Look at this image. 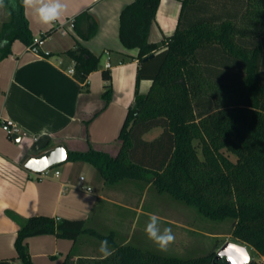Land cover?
<instances>
[{
    "label": "trees",
    "instance_id": "trees-1",
    "mask_svg": "<svg viewBox=\"0 0 264 264\" xmlns=\"http://www.w3.org/2000/svg\"><path fill=\"white\" fill-rule=\"evenodd\" d=\"M161 1L134 0L120 14V40L126 48L138 49L139 67L117 155L89 143L85 151L66 149L65 163L91 164L107 184L135 182L141 192L148 188L168 195L209 220H232L233 238L264 257V0H182L175 32L154 43L149 36ZM5 5L10 20L2 25L0 61L11 54L15 41L44 55L20 0H5ZM84 18L89 23L81 29ZM74 28L89 40L98 23L83 13ZM67 55L82 84L99 67L100 58L80 43ZM103 79L110 81V71L103 72ZM144 80L151 81L146 94L140 92ZM103 97L108 105L110 85ZM156 128L160 134L146 140ZM17 220L15 248L23 264H34L26 241L40 235L72 240L75 247L87 238L106 237L115 249L108 259L76 258L73 249L63 264H213L217 253L163 255L118 242L115 232L103 234L86 220Z\"/></svg>",
    "mask_w": 264,
    "mask_h": 264
},
{
    "label": "crops",
    "instance_id": "crops-1",
    "mask_svg": "<svg viewBox=\"0 0 264 264\" xmlns=\"http://www.w3.org/2000/svg\"><path fill=\"white\" fill-rule=\"evenodd\" d=\"M133 1L63 0L65 12L51 26L41 25L31 10L24 9L34 39L42 35L46 38L40 46L44 55L15 41L11 54L0 61V125L10 120L21 129L20 142H15L0 126V264H23L15 248L20 229L17 219L48 216L55 220H86L92 225L112 214L117 223H131L133 232L142 218L158 215L145 207L147 189L136 205L117 202L111 195L119 194L123 183H105L91 164L68 162L52 169L45 179L25 168L31 156L59 144L68 150L85 151L90 143L97 150L117 155L118 137L135 99L139 67L138 49L126 48L119 37L120 14ZM181 10L182 0H162L149 41L159 43L173 35ZM83 13L98 23L96 34L89 40H83L69 24ZM88 23L87 18L81 19L80 28ZM78 43L100 58L98 69L85 84L74 77L71 71L75 63L67 55ZM106 70L111 74L109 82L103 79ZM106 85L111 88L108 105L103 97ZM150 86L151 81H142L140 92L148 93ZM154 203L160 202L150 204ZM158 216L163 225H180L174 219ZM126 241L131 242L132 237ZM26 242L34 264H63L73 249L76 258L89 256L83 254L85 244L75 247L72 240L54 235L35 236Z\"/></svg>",
    "mask_w": 264,
    "mask_h": 264
},
{
    "label": "rangeland",
    "instance_id": "rangeland-1",
    "mask_svg": "<svg viewBox=\"0 0 264 264\" xmlns=\"http://www.w3.org/2000/svg\"><path fill=\"white\" fill-rule=\"evenodd\" d=\"M0 20L6 23L10 20V11L5 5L3 7V12L0 14ZM2 28L0 27V34ZM161 132L160 128L151 130L145 135L146 140H152L156 138ZM123 185L120 187L122 190L119 194L111 195L115 198L117 202L124 204L136 205L139 202L141 195L145 192H141L139 184L135 182L125 181L122 182ZM116 185V184H115ZM147 199L145 207H151L154 213L162 215L168 219H174L178 221L180 225L167 226L161 224V228L170 227L175 234V242L169 247L167 252H160L154 243L148 240L144 227L148 221L147 218H142L141 221L134 228L131 223H117V219L113 216H108L104 218L103 221L92 224L96 230H99L103 234H110L113 230L116 232V240L122 242L127 240L128 237H132V243L151 251L163 255H172L177 257H200L209 254L211 251L216 250V252L227 242H233L241 244L233 238L231 234L234 222L232 220L224 221H212L201 214L192 207H189L183 203H180L168 195H160L156 193L153 189L146 190ZM159 195V196H158ZM110 196V197H111ZM160 202L162 205L150 203L154 201ZM131 218H129L130 220ZM86 247H84L83 254L89 256H99V240L87 238L85 242ZM245 245V244H241ZM248 250L251 254L252 261L250 264H264V257L258 255L256 251L248 245ZM219 264V263H218Z\"/></svg>",
    "mask_w": 264,
    "mask_h": 264
},
{
    "label": "clouds",
    "instance_id": "clouds-1",
    "mask_svg": "<svg viewBox=\"0 0 264 264\" xmlns=\"http://www.w3.org/2000/svg\"><path fill=\"white\" fill-rule=\"evenodd\" d=\"M5 7V0H0V8ZM20 7L31 10L38 22L44 26H51L59 22L65 12L63 0H20ZM144 232L160 252H167L175 242V234L170 227L161 228L160 217L150 214L144 227ZM98 252L103 259L114 255L115 249L111 247L108 239L99 241Z\"/></svg>",
    "mask_w": 264,
    "mask_h": 264
},
{
    "label": "water",
    "instance_id": "water-1",
    "mask_svg": "<svg viewBox=\"0 0 264 264\" xmlns=\"http://www.w3.org/2000/svg\"><path fill=\"white\" fill-rule=\"evenodd\" d=\"M20 139V136L13 137L15 142H20ZM67 158L66 148L59 144L40 155L31 156L25 162V168L34 173H42L45 170L54 169L64 164ZM222 258L225 259L224 264H250L252 261L248 247L233 242H227L217 251L213 264H218V261Z\"/></svg>",
    "mask_w": 264,
    "mask_h": 264
},
{
    "label": "built area",
    "instance_id": "built-area-1",
    "mask_svg": "<svg viewBox=\"0 0 264 264\" xmlns=\"http://www.w3.org/2000/svg\"><path fill=\"white\" fill-rule=\"evenodd\" d=\"M74 19H72L69 24H70V28L73 29L74 28ZM63 34H66L67 31L63 30L62 32ZM35 44H37L38 46H41L43 44V41H41L40 39H35ZM31 49V48H30ZM73 72V70L71 71ZM1 128L2 130L7 134V136L9 138H13L14 136H20L21 137V129L19 128V126L17 124H15L14 122L10 121V120H5L1 122ZM52 171V169H48L43 171L42 173H36V176L39 179H45L48 178L50 176V172ZM60 173L58 171L55 172V175L58 176ZM85 177H81V181H84ZM87 191H91L90 187L86 188Z\"/></svg>",
    "mask_w": 264,
    "mask_h": 264
},
{
    "label": "flooded vegetation",
    "instance_id": "flooded-vegetation-1",
    "mask_svg": "<svg viewBox=\"0 0 264 264\" xmlns=\"http://www.w3.org/2000/svg\"><path fill=\"white\" fill-rule=\"evenodd\" d=\"M218 263H219V264H224V263H225V259H223V258L220 259V260L218 261Z\"/></svg>",
    "mask_w": 264,
    "mask_h": 264
}]
</instances>
